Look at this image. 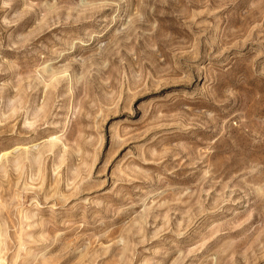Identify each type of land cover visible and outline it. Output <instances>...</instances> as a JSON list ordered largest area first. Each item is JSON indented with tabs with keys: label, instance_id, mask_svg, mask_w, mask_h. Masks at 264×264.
Returning <instances> with one entry per match:
<instances>
[{
	"label": "rangeland",
	"instance_id": "1",
	"mask_svg": "<svg viewBox=\"0 0 264 264\" xmlns=\"http://www.w3.org/2000/svg\"><path fill=\"white\" fill-rule=\"evenodd\" d=\"M0 264H264V0H0Z\"/></svg>",
	"mask_w": 264,
	"mask_h": 264
}]
</instances>
